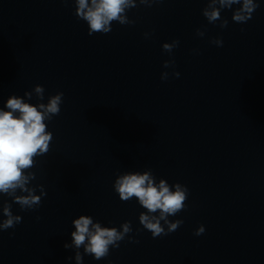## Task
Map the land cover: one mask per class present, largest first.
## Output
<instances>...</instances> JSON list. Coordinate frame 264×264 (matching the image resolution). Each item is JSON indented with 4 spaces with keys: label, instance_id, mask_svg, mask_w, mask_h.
Listing matches in <instances>:
<instances>
[{
    "label": "clouds",
    "instance_id": "clouds-1",
    "mask_svg": "<svg viewBox=\"0 0 264 264\" xmlns=\"http://www.w3.org/2000/svg\"><path fill=\"white\" fill-rule=\"evenodd\" d=\"M141 3H146V0H141ZM216 3L221 9H232L233 5H239L232 15V20L236 23L247 22L259 7L256 0H211L208 5L211 11L205 8L202 14L209 23L221 21L219 25L221 28L227 27L228 21L221 20L220 10L213 6ZM75 5V15L87 22L89 35L110 32L113 21L121 25L133 23L124 13L126 9L136 7L135 0H91V4L89 0H75ZM197 35L203 37L204 31L197 29ZM147 36L148 33H145V37ZM210 42L217 46L223 45L221 38H214ZM178 45L179 41L173 40L171 44H163L162 48L171 53ZM174 64V60H167L164 67L168 68ZM172 75L178 78L180 73L174 71ZM161 79L167 80L168 74L162 73ZM34 91L39 100L44 99L45 89L42 85H36ZM25 96L30 99L31 93L26 92ZM63 96V92H57L49 97L47 104L39 103L38 106L12 96L6 102L8 110H0V194L11 197L12 202L18 204L22 211L38 208L42 197L46 195L42 185L37 186L40 189L39 195L35 194L36 187H28L29 182L35 179V173L28 170L34 166V157L44 155L49 150L53 136L47 131L45 121H51L53 116L59 115ZM173 187L175 191L170 190L163 179L156 185L150 172L125 174L118 177L114 184V190L122 201L135 197L147 210L148 214L140 213L139 222L154 238L174 232L183 223L182 220L169 221L168 217L175 216L186 207L185 201L189 190L180 183L174 184ZM18 190L24 194L17 195ZM11 208L12 204H5L3 215L6 219L0 222V230L14 228L21 223L22 217L14 215ZM157 212L159 216L149 215ZM161 221H164L167 230ZM73 224L75 226V231L71 233L73 245L77 249L84 245V253L96 260L108 256L110 246L119 247V242L132 231L130 221L124 222L121 225L122 231H118L115 227L94 224L92 218L85 215L75 219ZM204 231L205 228L201 225L194 234L199 236ZM71 246L64 244L66 249ZM82 259L81 254L77 252V264H82Z\"/></svg>",
    "mask_w": 264,
    "mask_h": 264
}]
</instances>
